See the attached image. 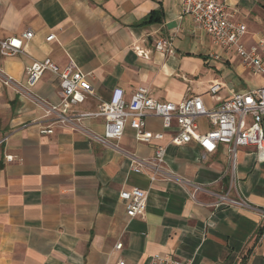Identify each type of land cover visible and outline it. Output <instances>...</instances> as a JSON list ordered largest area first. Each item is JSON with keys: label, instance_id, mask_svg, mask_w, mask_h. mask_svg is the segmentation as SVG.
I'll return each instance as SVG.
<instances>
[{"label": "crops", "instance_id": "0c3cea01", "mask_svg": "<svg viewBox=\"0 0 264 264\" xmlns=\"http://www.w3.org/2000/svg\"><path fill=\"white\" fill-rule=\"evenodd\" d=\"M226 2L247 25L245 42L260 44L264 55V0ZM153 13L160 20L146 23ZM26 31L34 35L24 52L0 53V134H9L7 152L19 157L6 162L0 149V264H152L158 253L240 264L264 227V161L255 147H239L233 169L228 146L206 154L196 142L169 145L173 129L158 118L148 127L165 137L151 143L129 126L119 141L101 143L98 121L41 134L24 125L44 115L37 99L61 100L60 78L47 71L29 87L26 68L51 58L89 73L94 93L78 105L83 111L96 110L116 87L130 97L140 86L161 101L201 94L215 107L212 82L223 83L218 96L226 99L263 78L216 47L184 13V0H0V40ZM160 39L172 40L171 52L156 49ZM205 122L202 132L211 128ZM158 144L167 151L152 181ZM135 159L143 172L133 170ZM134 187L148 191L144 217L130 218L120 198ZM246 264H264V229Z\"/></svg>", "mask_w": 264, "mask_h": 264}, {"label": "built area", "instance_id": "2783aa9c", "mask_svg": "<svg viewBox=\"0 0 264 264\" xmlns=\"http://www.w3.org/2000/svg\"><path fill=\"white\" fill-rule=\"evenodd\" d=\"M184 13L190 14L198 28L208 34L216 47L239 58L241 64L264 80V55L260 44H247L244 40L248 33L247 25L233 19L226 0H184ZM33 31L21 36H12L0 40V53L13 56L25 51V41L33 38ZM50 34L47 41L55 39ZM172 40L160 39L155 47L162 52H171ZM217 58L218 55H215ZM50 71L60 78L61 100L49 103L38 100L43 105L44 115L24 126L37 125L41 134H53L57 127L73 128L86 121H98L102 133H94L101 143L119 141L129 126L135 137L143 143L162 140L163 132H155L148 127L149 118L161 119L165 128L173 129L169 145L183 146L196 142L206 154L214 153L220 145L229 147L235 168L237 149L255 147L258 158L264 161V84L247 92L231 90L230 96L221 99L218 93L224 87L220 81L210 84L208 94L220 100L215 107H208L201 94L187 95L182 101H161L155 98L148 87L140 86L127 97L122 87L113 89L108 100L103 101L96 110H80L78 105L85 102L94 93L90 74L69 64L61 68L51 58L35 60L26 68L27 83L34 87ZM10 77L4 80L10 85ZM205 117L211 128L202 132L198 119ZM9 134H0V149L5 152L6 162L19 160L17 155L7 152ZM167 146L158 144L153 163L155 170L149 174L155 181L161 165L165 162ZM133 170L143 172L142 162L132 161ZM127 215L130 218L144 217L147 211L148 191L134 187L120 192ZM237 204L242 202L234 201ZM264 221V211L262 213ZM123 242L116 243V249H122ZM117 264H125L119 260ZM152 264H192V261L167 254H155Z\"/></svg>", "mask_w": 264, "mask_h": 264}, {"label": "trees", "instance_id": "16d2710c", "mask_svg": "<svg viewBox=\"0 0 264 264\" xmlns=\"http://www.w3.org/2000/svg\"><path fill=\"white\" fill-rule=\"evenodd\" d=\"M156 15H159V14H156ZM156 15H155L154 13L151 14V15L145 20L146 23H151V22H154V21H158V20H160V16H158V17L156 18ZM263 229H264V227H262V228L259 230V232H258V234H257V237L255 238V240H254V242L252 243V245L247 249V253L244 254V256H243L242 261H241L240 264H246V258H248L249 254L252 252V250H253L254 247L256 246V244H257V242H258V240H259V237H260V235H261L262 232H263Z\"/></svg>", "mask_w": 264, "mask_h": 264}, {"label": "rangeland", "instance_id": "374dc122", "mask_svg": "<svg viewBox=\"0 0 264 264\" xmlns=\"http://www.w3.org/2000/svg\"><path fill=\"white\" fill-rule=\"evenodd\" d=\"M225 71H227V69H225ZM198 123H199V125H200V127H205V118L204 117H202V118H199L198 119ZM100 129H102V127L100 126Z\"/></svg>", "mask_w": 264, "mask_h": 264}]
</instances>
